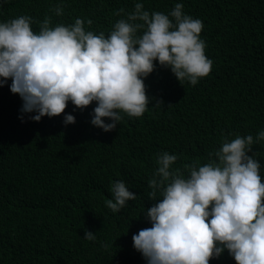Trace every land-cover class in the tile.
<instances>
[{
    "label": "trees",
    "instance_id": "1",
    "mask_svg": "<svg viewBox=\"0 0 264 264\" xmlns=\"http://www.w3.org/2000/svg\"><path fill=\"white\" fill-rule=\"evenodd\" d=\"M136 2L0 0V21L28 15L38 31L46 17L50 26L79 17L86 31L107 35ZM139 2L149 13L165 14L182 3L184 13L199 18L210 72L195 85H181L154 61L144 78L149 107L139 117L122 113L107 132L90 123L94 101L83 109L67 103L64 112L74 123L65 125L64 113L37 122L30 119L35 113L20 118L22 101L10 91V78L0 86V264H146L132 235L151 226L142 212L155 203L147 181L157 155L177 154L171 167L183 170L185 163H206L225 137L255 140L264 129V0ZM253 153L264 177V141L252 145ZM117 179L138 196L113 212L105 201ZM85 230L96 239H85ZM209 264L235 261L225 250Z\"/></svg>",
    "mask_w": 264,
    "mask_h": 264
},
{
    "label": "clouds",
    "instance_id": "2",
    "mask_svg": "<svg viewBox=\"0 0 264 264\" xmlns=\"http://www.w3.org/2000/svg\"><path fill=\"white\" fill-rule=\"evenodd\" d=\"M55 12L62 14V7ZM32 23L28 15L0 21V86L10 78V91L22 101L21 119L24 113H35L30 119L37 122L64 113L67 125L75 122L64 112L69 101L80 109L94 101L90 123L111 131L122 113L139 117L149 107L144 78L154 61L181 85H195L213 64L200 38L203 22L184 13L182 3L167 14L149 13L137 0L107 35L86 31L79 17L55 26L46 17L38 31ZM260 141L264 129L255 140L251 134L225 137L206 163H185L183 170L171 167L177 154L157 155L147 181L155 203L142 212L151 226L132 235L146 264H209L225 250L235 264H264V177L254 153L248 155ZM110 192L105 203L113 212L138 196L120 179ZM84 238L95 240V232L85 230Z\"/></svg>",
    "mask_w": 264,
    "mask_h": 264
}]
</instances>
